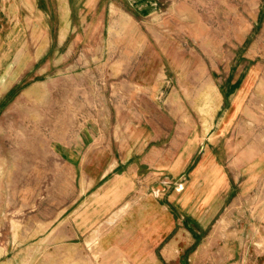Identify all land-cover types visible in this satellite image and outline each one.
<instances>
[{
    "label": "rangeland",
    "instance_id": "obj_1",
    "mask_svg": "<svg viewBox=\"0 0 264 264\" xmlns=\"http://www.w3.org/2000/svg\"><path fill=\"white\" fill-rule=\"evenodd\" d=\"M38 8L24 15L20 38L46 53L0 85V264H118L66 225L77 163L55 151L88 139L92 117L122 125L119 90L135 86L182 151L198 148L194 166L209 144L232 187L242 184L210 238L221 245L202 264H264V0H41ZM44 81L49 93L30 95Z\"/></svg>",
    "mask_w": 264,
    "mask_h": 264
},
{
    "label": "crops",
    "instance_id": "obj_2",
    "mask_svg": "<svg viewBox=\"0 0 264 264\" xmlns=\"http://www.w3.org/2000/svg\"><path fill=\"white\" fill-rule=\"evenodd\" d=\"M38 1L0 0V85L19 81L46 53L44 43L34 54L20 38L26 12L41 14ZM47 83L33 86L30 95L47 93ZM119 91L128 110L122 125L92 117L82 131L88 139L63 140L60 150L54 148L77 163L78 185L64 198L65 223L74 239L81 235L86 245L101 247L118 264H202L221 245L210 238L242 184L235 180L238 187H232L209 144L194 166L198 148L190 151L187 145L182 151L181 137L165 131L161 117L145 112L144 86ZM180 183L182 190L176 188ZM234 257L235 252L226 260Z\"/></svg>",
    "mask_w": 264,
    "mask_h": 264
},
{
    "label": "bare ground",
    "instance_id": "obj_3",
    "mask_svg": "<svg viewBox=\"0 0 264 264\" xmlns=\"http://www.w3.org/2000/svg\"><path fill=\"white\" fill-rule=\"evenodd\" d=\"M210 127H212V126H210ZM207 131V130H206ZM16 225L14 224V227H15ZM91 243V242H90Z\"/></svg>",
    "mask_w": 264,
    "mask_h": 264
}]
</instances>
